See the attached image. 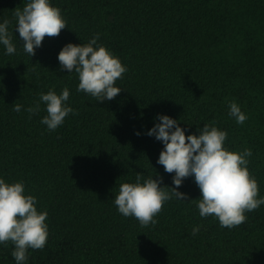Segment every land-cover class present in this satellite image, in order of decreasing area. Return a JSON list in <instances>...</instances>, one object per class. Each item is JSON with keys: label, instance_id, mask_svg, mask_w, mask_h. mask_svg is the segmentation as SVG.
Instances as JSON below:
<instances>
[{"label": "trees", "instance_id": "obj_1", "mask_svg": "<svg viewBox=\"0 0 264 264\" xmlns=\"http://www.w3.org/2000/svg\"><path fill=\"white\" fill-rule=\"evenodd\" d=\"M30 0H0V23L16 52L0 44V179L23 182L24 195L47 211V243L28 249L24 264H264V205L246 221L222 228L202 218L194 177L184 179L154 217L141 227L114 204L123 183L162 178L173 188L175 173L157 164L163 143L148 136L159 115L176 120L185 135L213 125L227 133L224 149H250L247 168L264 198V0H49L67 27L45 37L30 56L23 50L14 16ZM98 46L127 71L121 92L100 103L78 92V74L61 71L58 55L71 43ZM70 96L63 124L49 131L40 94ZM234 101L247 116L229 115ZM14 104L22 106L18 113ZM140 133V135H136ZM170 192V189H165ZM199 232L193 235V228ZM14 245L0 244V264H16Z\"/></svg>", "mask_w": 264, "mask_h": 264}, {"label": "clouds", "instance_id": "obj_2", "mask_svg": "<svg viewBox=\"0 0 264 264\" xmlns=\"http://www.w3.org/2000/svg\"><path fill=\"white\" fill-rule=\"evenodd\" d=\"M14 16L17 20L15 32L19 34L24 52L31 57L46 36L57 37L67 27L60 9L52 7L49 0H30L22 11L15 9ZM9 23L8 20L0 23V44L6 48L7 55H12L16 48L8 31ZM98 39L97 34L88 44H67L60 51L58 61L61 71L78 74V92L89 94L102 103L120 94L121 89L114 84L127 68L105 47H94ZM69 96L67 88L60 95L52 90L47 94L41 93L36 106L26 111L30 114L38 112L39 104L43 102L47 115L41 123L49 131H54L70 113L76 114L71 107L64 106ZM228 107L229 115L242 125L247 116L234 101H229ZM21 108L20 104H14L13 110L19 113ZM156 119L160 122L147 135L163 143L157 164L162 165L166 173H175L172 178L175 187H160L162 178H148L141 183L142 176L138 173L136 183H123L119 187L114 204L121 215L134 217L141 227L155 225L154 217L166 201L173 196L180 201L188 199L177 191L188 177H194L201 193V198L197 199L200 216H214L222 228L238 227L246 221V212L264 205V198L257 199V181L247 168V157L252 155L250 149L246 148L241 153L225 150L223 145L227 133L213 125L197 129L198 136H186L176 120L166 115H159ZM165 189H170V192ZM24 192L23 182L10 185L0 179V244L13 243L12 256L16 264H24L29 248L43 250L48 238L47 211L38 212L36 198L25 196ZM198 232L199 227L193 228V235Z\"/></svg>", "mask_w": 264, "mask_h": 264}]
</instances>
